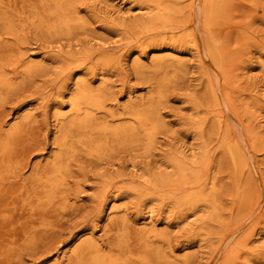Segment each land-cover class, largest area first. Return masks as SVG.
Wrapping results in <instances>:
<instances>
[{
	"label": "rangeland",
	"instance_id": "1",
	"mask_svg": "<svg viewBox=\"0 0 264 264\" xmlns=\"http://www.w3.org/2000/svg\"><path fill=\"white\" fill-rule=\"evenodd\" d=\"M59 1L0 0V59L10 61L5 72L16 86L0 93V139L18 129L11 167L0 168V264H67L58 255L76 249L83 239L94 237L104 248L115 245L117 223L124 220L134 252L140 247L137 228L150 222L155 226L147 243L165 253L158 264H264V147L254 148L244 129L251 127L264 141L261 0H225L214 31L225 50L226 72L215 70L203 55L206 34L198 26L197 2L202 0H180L177 6L183 10L192 7L190 17L180 15L148 32L134 27L150 19L142 0H68L86 28L74 25L70 36H51L49 26L62 27L61 19L48 13ZM4 16L16 23L14 32L5 29ZM182 23L199 37V49L174 42ZM172 26L181 30L172 31ZM168 46L174 53H158ZM105 56L113 61L103 73ZM29 63L38 67L31 76L23 72ZM80 78L93 89L106 88L105 104L112 113L154 106L161 128L150 147L115 145L101 160L78 147L63 160L69 198L39 207L23 193L51 170L61 150L57 138L72 117L58 118V107L70 109ZM211 83L225 103L240 111L247 109L243 101L249 104L250 123L243 121L244 128L233 123L229 129L241 148L237 169L221 147L227 114L221 127L212 107ZM202 123L204 137L197 129ZM182 153L200 157L194 167L203 177L199 189L208 192L218 179L223 206L217 219L209 218L203 203L181 206L192 191L188 186L177 189L183 190L180 197L171 187L159 193L151 183L158 177L175 179L170 160ZM236 177L252 193L243 213ZM32 207L38 214L31 219ZM150 207L155 211L152 220Z\"/></svg>",
	"mask_w": 264,
	"mask_h": 264
},
{
	"label": "bare ground",
	"instance_id": "2",
	"mask_svg": "<svg viewBox=\"0 0 264 264\" xmlns=\"http://www.w3.org/2000/svg\"><path fill=\"white\" fill-rule=\"evenodd\" d=\"M142 1L143 3L145 2L142 9L149 11L150 14L149 21L142 22L134 26L142 32L150 31L152 27H154L158 23L167 24L173 22V20L180 15H186V17L188 18L192 13V7L189 8L187 12V10L185 11L177 6V3L180 0ZM202 1L197 2H199V4L201 2L200 7H198L200 15V22L198 20V26H200V29H203L204 33L206 34L205 44L207 45V51L206 55H203L207 57L215 70H217L218 72H226L227 67L225 64V50L220 43L219 37L214 31L216 22L223 13L225 0ZM199 4L197 6H199ZM260 5H264V0H261ZM48 13L51 16L60 18L62 22V27L60 28L56 27L55 25H51L48 27L49 30L47 31V33L51 36H70L73 32L74 25H81V28H86V24L84 23V21L77 17L71 10L68 0H60L54 5V10H50ZM2 20L4 21V27L8 32H14L17 29L16 23L10 18L4 16ZM33 25H35L37 28H41L40 22H35L33 23ZM172 27V31H174L173 29L177 27L178 29L176 30H179L180 26ZM181 27L184 29H180L181 34L174 37V42L176 39L175 43H187L199 49V37L197 38L194 31L190 30L187 25L182 23ZM169 28L170 27H168L167 29ZM147 36L149 35L147 34ZM201 41H203V39ZM137 43L138 42H136V44ZM164 51L168 53H174L173 49L169 48V46L160 49L158 53ZM77 60L80 61L79 59ZM112 61L113 59L111 57L105 56L103 58V61L101 62L103 65V68L101 69L103 73L106 71L107 67L109 66V64H111ZM6 65H11L10 61L5 62L4 60L0 59V93L9 92L16 88L13 80L9 76H7L5 72ZM23 72L24 74L31 76L38 72V67H34L31 64L25 65L23 67ZM218 76L220 75L218 74ZM77 85L78 87L76 89V93L70 99V109L65 112V107L63 104H59L58 107V118H66L67 115H71L72 118L66 125L62 127L60 136L57 138L56 144H58V146L60 147L59 150H61L58 154H56V158L52 164V168L48 173L39 175L36 182H32V189L23 193V195L25 196L28 192L30 197L26 196V200H30L29 202H37L39 207L50 205L59 197H63V199L69 198V194L71 193V185L66 180L68 167L64 165L63 160L70 153H74L78 149V147L81 146L82 148H84L87 151V155L89 157L101 160L109 154L110 150L115 145L129 147H139L142 145H147V147H150L155 142L156 135L161 128V121L159 120V116L155 111L154 106H150L144 109L134 107L130 111H127L125 113L115 114L107 110V105L105 104V97L107 96L106 88L93 89L91 84L85 78L77 79ZM220 92L215 83L210 84L209 93L211 97L212 107L217 111V121L221 125V127L223 126V124H225L224 117L225 113L227 114V118L225 120L227 121L225 125V129L227 131H224L225 135L223 134L224 137L222 139L221 147L233 162L235 169H237L240 163L241 148L239 142H237L232 134L229 133V129H232L233 123L239 125V127L242 126L244 128L245 126L243 121L250 123L253 118L252 115L248 112V103L243 101L241 105L246 107L247 109L240 111L238 108L233 107L232 103H225V100L222 98L223 94L221 95ZM159 96L161 97V92L159 93ZM228 97L231 101H233L232 96L229 95ZM197 129L200 133V136L204 137L205 125L202 123L197 127ZM244 129H246L251 144L254 148L260 146L264 147V141L258 133H256L251 127H245ZM17 138L18 129L14 128L5 137H2L0 139V168L2 166H8L9 164L11 167L12 155ZM170 162L173 167V174L175 176V179L172 180L170 177L154 178L151 182L153 186L157 189H160L158 191L159 193L161 192V189H165L166 187H171L174 188L175 191H178L177 189L179 187L188 186L190 188L189 190L192 191L183 198L181 206L195 207L197 205L199 206L200 203H203L209 209V218L211 220L217 219L221 215V209L223 206L219 188L217 186L218 179H213L211 189L208 192L199 189L200 187H202L203 177L201 176V171L194 169V167H196L197 164L200 163V157H196V155L188 156L185 153H182L172 158ZM6 172L9 173L11 172V170L9 169ZM207 177H209V174L204 178L208 179ZM235 184L237 188V196L241 199V212L243 213L249 203L250 195L252 194L251 189L247 186L245 188L241 186L237 177ZM152 188L149 189L153 190L154 188ZM182 188L178 192H183ZM22 190H26L25 186L22 187L21 191ZM144 190H146V187ZM167 191H169V189ZM170 191L174 193V190L172 191L170 189ZM182 192H180L181 195L179 193L180 197L184 195ZM162 194L164 193L162 192ZM179 196H177V198ZM154 213V209L150 207L149 216L151 217V220L153 219ZM37 214L38 213L36 212V208L32 207L29 218L32 219ZM126 229L127 224L125 220L117 223V227L115 229V245L104 248L103 246H101L98 240H96L94 237H91L81 240L78 247H76V249L74 250L61 251L58 257L60 259L66 258L67 264H158L160 263V260L165 258L164 252L157 251V249H152L147 243L149 238L148 235L153 229H155V226H153L151 222L149 224H142L139 228H137L138 234L140 236L138 240L139 242L137 243L140 246L138 252H134L132 250V247L134 246L130 244V238L127 234ZM228 264H231V262H228Z\"/></svg>",
	"mask_w": 264,
	"mask_h": 264
}]
</instances>
